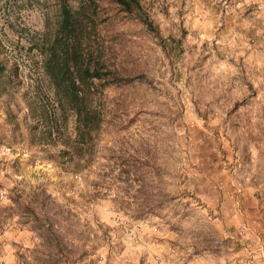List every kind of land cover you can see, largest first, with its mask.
<instances>
[{"label": "rangeland", "instance_id": "374dc122", "mask_svg": "<svg viewBox=\"0 0 264 264\" xmlns=\"http://www.w3.org/2000/svg\"><path fill=\"white\" fill-rule=\"evenodd\" d=\"M141 2L153 30L103 6L106 64L130 80L96 90L76 165L69 144H36L25 97L52 98L30 46L53 0H0L17 75L0 94V264H264V0Z\"/></svg>", "mask_w": 264, "mask_h": 264}, {"label": "trees", "instance_id": "16d2710c", "mask_svg": "<svg viewBox=\"0 0 264 264\" xmlns=\"http://www.w3.org/2000/svg\"><path fill=\"white\" fill-rule=\"evenodd\" d=\"M74 3L53 0V32L47 28L40 37L32 38L37 42L30 46V50L38 51L40 68L53 87L52 98L43 84L25 97L30 111L37 117L36 125L32 126L36 144L44 147L69 144L70 148L59 149L57 153L69 155L78 165L81 157L74 149H82L93 141L104 118L103 111L93 105L96 90L130 80L118 68L112 70L106 64V48L99 41L98 30L104 4L125 18L137 20L151 30L155 28L141 0H74ZM13 74L17 76L11 64L0 58V94L15 88ZM70 118L74 123L72 132L68 131ZM21 199L19 195L14 202ZM39 225L48 226V234L53 235L50 222Z\"/></svg>", "mask_w": 264, "mask_h": 264}, {"label": "built area", "instance_id": "2783aa9c", "mask_svg": "<svg viewBox=\"0 0 264 264\" xmlns=\"http://www.w3.org/2000/svg\"><path fill=\"white\" fill-rule=\"evenodd\" d=\"M245 228H240V232L241 233H245ZM260 255L264 256V253L262 252V250L260 251ZM252 264H256V262H252Z\"/></svg>", "mask_w": 264, "mask_h": 264}]
</instances>
